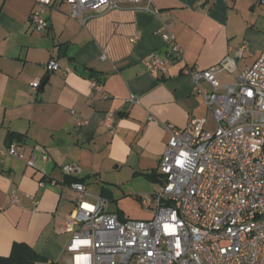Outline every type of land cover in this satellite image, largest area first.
Wrapping results in <instances>:
<instances>
[{
	"label": "crops",
	"instance_id": "0c3cea01",
	"mask_svg": "<svg viewBox=\"0 0 264 264\" xmlns=\"http://www.w3.org/2000/svg\"><path fill=\"white\" fill-rule=\"evenodd\" d=\"M35 2L0 0V146L13 143L23 153L22 159L0 156V256L22 242L46 260L68 264L70 234L63 224L77 194L62 167L78 166L76 178L87 191V182H161L167 124L184 129L196 116L207 129L216 126L186 70L233 59L216 73L221 85L233 83L264 45V0H151L158 14L124 2L85 25L56 0L41 31L29 22ZM163 23L181 55H172L164 73H149L148 54L168 53ZM52 58L60 67L47 72ZM35 78L43 84L33 93ZM91 79L100 90L91 88ZM130 95L139 103L129 102ZM106 112L114 114L111 131L103 125ZM76 117L86 123L77 125ZM150 172L156 176L144 175ZM12 193L17 203L10 202ZM104 210L113 212L105 204Z\"/></svg>",
	"mask_w": 264,
	"mask_h": 264
},
{
	"label": "built area",
	"instance_id": "2783aa9c",
	"mask_svg": "<svg viewBox=\"0 0 264 264\" xmlns=\"http://www.w3.org/2000/svg\"><path fill=\"white\" fill-rule=\"evenodd\" d=\"M58 1L68 5L69 15L81 25L122 8L124 2L158 14L150 7L151 0ZM55 2L36 0L29 16L35 30L48 27L46 11ZM160 32L168 53L148 54L145 67L149 73H164L172 55H181L165 23ZM243 48L237 49V56ZM232 63L233 59L223 60L211 68L186 70L216 126L209 130L205 120L196 116L184 129L167 124L169 136L158 166L161 182L150 197H138L144 209L153 206L150 217L119 219L104 210L103 196L90 194L80 181L69 184L77 199L63 224L70 234L65 246L68 264H264V45L256 61L239 72L233 83L221 85L216 73ZM59 67L53 58L45 64L47 72ZM40 84L35 78L29 87L35 93ZM90 85L94 90L102 86L92 79ZM128 101L139 103L135 95ZM152 119V115L147 118ZM75 120L77 125L86 123L80 117ZM103 125L113 129V112L105 113ZM7 155L23 158L13 143L0 146V156ZM27 164L33 165V158ZM62 173L78 175L80 168L67 164ZM17 201L12 193L10 202ZM43 264L56 263L46 260Z\"/></svg>",
	"mask_w": 264,
	"mask_h": 264
},
{
	"label": "rangeland",
	"instance_id": "374dc122",
	"mask_svg": "<svg viewBox=\"0 0 264 264\" xmlns=\"http://www.w3.org/2000/svg\"><path fill=\"white\" fill-rule=\"evenodd\" d=\"M143 180V179H141ZM160 182H87L88 191L103 195L106 199L105 209L120 213L125 219H145L153 214L151 209H144L138 196L150 194Z\"/></svg>",
	"mask_w": 264,
	"mask_h": 264
},
{
	"label": "trees",
	"instance_id": "16d2710c",
	"mask_svg": "<svg viewBox=\"0 0 264 264\" xmlns=\"http://www.w3.org/2000/svg\"><path fill=\"white\" fill-rule=\"evenodd\" d=\"M145 176H156L155 173H145ZM70 180L81 181L76 178V175L67 176ZM139 197V196H138ZM117 216L122 219L118 212ZM46 259L40 256L29 245L22 242H14L8 255L0 256V264H34L35 262L45 261ZM57 264V263H56Z\"/></svg>",
	"mask_w": 264,
	"mask_h": 264
},
{
	"label": "water",
	"instance_id": "95a60500",
	"mask_svg": "<svg viewBox=\"0 0 264 264\" xmlns=\"http://www.w3.org/2000/svg\"><path fill=\"white\" fill-rule=\"evenodd\" d=\"M43 84V82H41V85Z\"/></svg>",
	"mask_w": 264,
	"mask_h": 264
}]
</instances>
